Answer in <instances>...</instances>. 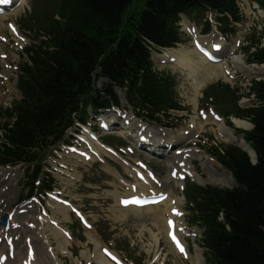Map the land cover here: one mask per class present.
<instances>
[{
  "label": "trees",
  "instance_id": "16d2710c",
  "mask_svg": "<svg viewBox=\"0 0 264 264\" xmlns=\"http://www.w3.org/2000/svg\"><path fill=\"white\" fill-rule=\"evenodd\" d=\"M257 1L264 9V0ZM136 9L134 0H51L43 12L36 9L23 19L34 42L20 66L23 98L0 107V165L26 166L29 195L38 188L43 158L76 119L85 118L89 107L99 109L111 101L119 105L116 86L136 113L151 122L164 123L170 110L183 109L175 77L156 70L150 59L151 49L181 41L180 14L213 11L226 33L233 31L231 23L242 20L237 0H146L143 9ZM247 50L251 62L264 63L262 38ZM99 76L109 80L102 89L96 86ZM250 91L261 104L234 112L254 123L245 137L258 162L237 146L214 147L211 153L233 173L237 185L191 183L187 188L192 221L205 229L201 243L208 264H264V81H254ZM224 93L233 95L231 102L237 105L236 90L226 86ZM49 180L43 178L41 188L51 189Z\"/></svg>",
  "mask_w": 264,
  "mask_h": 264
},
{
  "label": "rangeland",
  "instance_id": "374dc122",
  "mask_svg": "<svg viewBox=\"0 0 264 264\" xmlns=\"http://www.w3.org/2000/svg\"><path fill=\"white\" fill-rule=\"evenodd\" d=\"M50 1L21 0L12 10L5 13L6 18L3 20L0 18L2 22L0 27V106H11L22 97L17 87L18 66L23 60L24 48L31 43V33L28 37L26 36L22 19L33 14L36 9L39 12L47 9ZM145 2L146 0H137L136 10L143 9ZM237 2L242 21L229 26H233L234 31L226 38L220 33L219 23L215 20L216 16L209 11L199 10L190 16L181 17L179 26L184 34L183 41L176 46L177 49L182 47L195 49L192 34L206 42L225 40L224 60L221 63L229 65L233 77L219 74L212 79L203 80L200 75H190L188 70L179 65L161 64L160 55L152 52V59L157 69L175 76L178 99L186 110L173 112L172 117L166 122L171 124L172 127L169 129L173 136L183 134L186 130L190 132L189 142L182 145L186 148L183 154L187 156L190 165L200 176V183L203 185L223 187L236 185L232 173L207 152L212 146L229 143L228 140L219 136L221 123L212 120L211 117H214L216 110L211 106L208 107L207 103H214L213 100L219 103L221 100L218 97L228 101L229 97L226 94L224 96L223 93L226 86H229L231 90H238L235 95L239 96L238 101H242V103L239 102L242 107L250 105L254 99L243 95L248 92L253 79H264V65H250L246 51L250 42L261 38L264 33V10L259 7L256 0H237ZM209 18L212 20L211 29L205 34V23ZM9 22L19 26L22 33L20 36H15L9 29ZM189 30L192 31L189 32ZM235 41L236 45H234ZM231 46H234V50L227 53ZM235 55H242L247 66L254 72L246 74L243 70H239L233 61ZM199 81L203 83L199 92L195 94V86ZM107 83V79L99 78L97 87L103 88ZM212 85H217L218 90L214 88L213 93L206 95V90ZM117 94L120 107L127 112L132 128L138 130L142 121L134 118L132 107L122 91L118 89ZM210 96L214 98L211 99ZM226 107H229L231 111L234 110L231 103ZM224 108V105H221V108L217 107L227 122L226 113L228 112ZM88 113L87 120L92 123L96 119L90 117L94 112L89 109ZM115 114L113 108L103 109L97 117H106L114 121L118 118H113ZM204 115L211 116L206 123L202 118ZM119 122L120 124L116 125L117 128L110 131L99 130L103 136L102 139L112 145L111 154L93 156L88 161L82 158L77 160L68 151L67 144H61L44 161L45 170L51 172L55 178V191L61 192V195L71 202L70 206H64L51 198L42 196L39 198L40 202L33 200L20 204L21 199L28 192L24 179V167L21 165L0 166V221L4 215L15 211L18 227L12 234L18 238L14 244L18 247L19 256L22 254L25 256L28 249L32 247L36 259H39L41 264H100L96 260L99 255L105 257L108 262L110 260L112 264H194V258L192 260L187 254L178 252L169 241L166 225L168 213L165 206L144 212L134 210L120 212L117 209L121 206L118 203L119 198H126L129 194L171 190L172 201H179V206L183 210L179 218L182 231H179L187 251L193 257L199 255V258L202 255L201 263L207 264L206 250L200 243L203 229L198 225L190 224L189 203L183 189L180 188L181 184L185 185L186 181L192 178L175 184L169 177L170 170L177 168V162L182 155L178 156L175 152H171L168 159H162L144 149H138L137 131L134 130V137H129L121 127L122 120ZM232 124V126L226 124L228 129L232 130L238 138L244 137L239 133L236 125L233 122ZM200 125L203 127L196 131ZM97 127L99 128V125ZM165 132L167 130L162 131L158 126L149 125L146 134H151L153 140H162L164 144L171 139L165 136ZM71 137L72 135L69 141ZM196 144H202L203 147L199 148ZM216 179L219 183L213 182ZM62 207L68 208V211L66 213L62 211ZM20 210H22L21 213ZM45 213H48V216ZM46 236L48 239L45 238ZM58 236L61 237L62 245L58 241ZM109 251L115 253L120 263L114 260ZM17 256L14 262L19 263L22 258L18 260Z\"/></svg>",
  "mask_w": 264,
  "mask_h": 264
},
{
  "label": "bare ground",
  "instance_id": "6f19581e",
  "mask_svg": "<svg viewBox=\"0 0 264 264\" xmlns=\"http://www.w3.org/2000/svg\"><path fill=\"white\" fill-rule=\"evenodd\" d=\"M11 1L14 2L16 0H11ZM0 16H1L0 17L1 20H3L4 18H6L7 14H0ZM1 26H2V22L0 21V27ZM233 50H234V46H231L230 51H233ZM161 57H162L161 58L162 62H164V63H172V64H175L176 66L179 65L183 69L188 70L190 75H200L203 78V80L212 79V78L216 77L219 74H224L225 76H227V75L229 76V74H231V71L229 69V65L228 64L211 62V61L207 60V58L204 57L196 49L190 50L189 48H185V47L184 48L182 47L181 49H171V50H168L167 52H165V54H163ZM233 61L236 63L238 69L239 70L240 69L243 70L246 74H248L249 72L253 71V69H250L249 66H247V64L245 62V59L243 58L242 55L234 56L233 57ZM231 77H233L232 74H231ZM202 83H203V81H199V82L196 83L195 94H197L199 92L200 86L202 85ZM193 100L194 101L196 100V96H195V98ZM233 121L236 124V126L243 127V128H249L250 127V123L247 122V121H244L242 119L233 118ZM219 134L222 137H224L225 140H229V141H233V142H237V143L241 144L244 148H247L249 150V152L251 153V155L253 157H255L256 154H255V151H254L253 147L251 146V144H249L244 138L239 139L237 136H235L234 133L232 132V130L228 129V127L226 126V124H224L223 121H222V124L220 125ZM178 137H179V140H180L181 138H184V135H180ZM95 144H96V146H94L93 150L95 152L99 153L100 150L103 148V146H101L97 142H95ZM103 149H106V148H103ZM164 150H165V148H164ZM106 152H107V150L105 151V153ZM162 152H163V150H162ZM164 157L168 159L170 157V155L168 154V155H165ZM74 158H77V160L80 159L78 156H74ZM192 172H193V175L195 176V178L198 179L199 181H201L200 176H198V174H196L194 170H192ZM174 182H175V184H179V183H177L176 180H174ZM213 182L214 183H219V180L216 179V181L213 180ZM169 191H168L169 192L168 197L162 203H159V204H156V205H149V206H145V207H137V206H133V205H127V206H124V205L122 206L121 205L117 209H119L120 212L129 211V210H134V211H137V212H144V211H151V210L160 209L161 206L163 205V206L166 207L165 210L170 214V217L174 218V219L176 218L175 220H177L176 213L173 211V209H178V205H173L172 204V198H171V192L172 191L171 190H169ZM177 202H179V201H177ZM118 203H122V198H119ZM61 209L65 213L68 211V208H65V207H62ZM13 221H16L15 218L13 219ZM176 222L179 224L178 221H176ZM167 230H168V228H167ZM45 234H46V231H45ZM58 241L60 242V245L63 244V242L61 241V237L60 236H58ZM17 249H18V247H17ZM185 253L192 260L194 258V260H193L194 264H202L201 263L202 261H200V259H202V255L199 258H198L199 255H197V257H195V256L193 257L192 254L188 253L187 249H186ZM16 255H18L17 256L18 260H19V258H22V260L24 259V260L28 261V259L30 258V255L28 253H26L25 256H22L23 254L21 256H19V253L17 254V252H16ZM37 257H38V255H37ZM96 260L100 264H112L110 261L108 262L106 260V258L103 257L102 255H99ZM16 263L17 262H11L10 261V264H16ZM29 263L30 264H41L39 259L34 261L33 258L30 259Z\"/></svg>",
  "mask_w": 264,
  "mask_h": 264
},
{
  "label": "snow or ice",
  "instance_id": "6c2138e0",
  "mask_svg": "<svg viewBox=\"0 0 264 264\" xmlns=\"http://www.w3.org/2000/svg\"><path fill=\"white\" fill-rule=\"evenodd\" d=\"M4 2H7V0H4ZM194 31V30H193ZM215 47H219V45H215ZM127 202V201H126ZM137 202H139V201H137ZM173 211L174 212H176L178 215H180L181 213H179V211L177 210V209H173ZM169 223L171 224L172 222L171 221H169ZM174 239H175V237H174ZM181 250H183V249H181Z\"/></svg>",
  "mask_w": 264,
  "mask_h": 264
},
{
  "label": "water",
  "instance_id": "95a60500",
  "mask_svg": "<svg viewBox=\"0 0 264 264\" xmlns=\"http://www.w3.org/2000/svg\"><path fill=\"white\" fill-rule=\"evenodd\" d=\"M6 219V218H5Z\"/></svg>",
  "mask_w": 264,
  "mask_h": 264
}]
</instances>
